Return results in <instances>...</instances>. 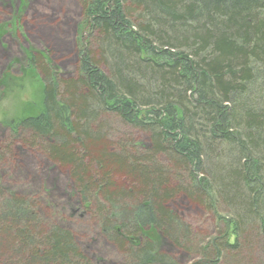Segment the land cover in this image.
I'll list each match as a JSON object with an SVG mask.
<instances>
[{
  "label": "trees",
  "instance_id": "1",
  "mask_svg": "<svg viewBox=\"0 0 264 264\" xmlns=\"http://www.w3.org/2000/svg\"><path fill=\"white\" fill-rule=\"evenodd\" d=\"M80 3L77 73L62 79L29 55L43 110L15 123L14 138L67 170L87 206L100 202L128 264H176L157 236L198 249L196 264H264V252L240 258L264 251V0ZM112 118L148 133V149L111 144ZM1 195L0 264H90L27 199ZM180 196L215 216L216 237L195 245L172 207Z\"/></svg>",
  "mask_w": 264,
  "mask_h": 264
},
{
  "label": "rangeland",
  "instance_id": "2",
  "mask_svg": "<svg viewBox=\"0 0 264 264\" xmlns=\"http://www.w3.org/2000/svg\"><path fill=\"white\" fill-rule=\"evenodd\" d=\"M86 35L80 0H0V194L27 199L38 221L46 228L69 232L90 264H128L127 256L102 230L103 218L97 213L100 202L87 206L67 170L12 133L15 123L43 110L44 83L40 74L29 68V55L45 56L46 64L62 79L72 78ZM106 126L110 143L118 146L127 141L131 153L143 154L150 145L148 133L117 118ZM172 207L195 245L216 237L222 227L213 214L184 196L173 201ZM155 238L158 252L176 264L200 260L198 249L184 251L162 236ZM261 252L257 247L253 254L244 252L240 258L245 255L256 262Z\"/></svg>",
  "mask_w": 264,
  "mask_h": 264
},
{
  "label": "bare ground",
  "instance_id": "3",
  "mask_svg": "<svg viewBox=\"0 0 264 264\" xmlns=\"http://www.w3.org/2000/svg\"><path fill=\"white\" fill-rule=\"evenodd\" d=\"M10 71V70H9Z\"/></svg>",
  "mask_w": 264,
  "mask_h": 264
}]
</instances>
